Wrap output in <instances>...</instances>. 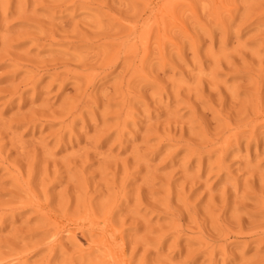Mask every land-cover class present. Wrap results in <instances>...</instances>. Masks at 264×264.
<instances>
[{
    "label": "rangeland",
    "instance_id": "obj_1",
    "mask_svg": "<svg viewBox=\"0 0 264 264\" xmlns=\"http://www.w3.org/2000/svg\"><path fill=\"white\" fill-rule=\"evenodd\" d=\"M0 264H264V0H0Z\"/></svg>",
    "mask_w": 264,
    "mask_h": 264
},
{
    "label": "bare ground",
    "instance_id": "obj_2",
    "mask_svg": "<svg viewBox=\"0 0 264 264\" xmlns=\"http://www.w3.org/2000/svg\"><path fill=\"white\" fill-rule=\"evenodd\" d=\"M79 237V236H78ZM82 240V239H81ZM81 240H80V242H81Z\"/></svg>",
    "mask_w": 264,
    "mask_h": 264
}]
</instances>
